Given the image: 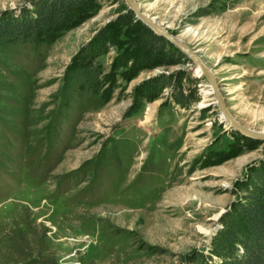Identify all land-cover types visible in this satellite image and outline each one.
<instances>
[{
  "label": "rangeland",
  "instance_id": "1",
  "mask_svg": "<svg viewBox=\"0 0 264 264\" xmlns=\"http://www.w3.org/2000/svg\"><path fill=\"white\" fill-rule=\"evenodd\" d=\"M135 1L213 71L233 118L264 131V0ZM40 2L0 0V20ZM130 11L88 0L43 39L0 40V264H38L11 251L17 223L36 243L46 229L57 264L242 252L239 205L264 174V142L226 125L177 47L162 36V49L142 47V22L131 11L121 23ZM164 54L177 63H157Z\"/></svg>",
  "mask_w": 264,
  "mask_h": 264
},
{
  "label": "trees",
  "instance_id": "2",
  "mask_svg": "<svg viewBox=\"0 0 264 264\" xmlns=\"http://www.w3.org/2000/svg\"><path fill=\"white\" fill-rule=\"evenodd\" d=\"M88 0H44L29 13L20 14L18 17L6 16L0 20V40L7 39L12 42L30 41L35 42L41 38H45L52 29L59 26V23L66 21L78 13ZM131 11L121 17V23L131 21ZM72 25H76L81 21V18H75ZM141 23V22H140ZM143 24V23H141ZM140 40L142 47H148L151 51L162 49L159 45L160 36H157L149 27L143 24L140 29ZM166 41V39H165ZM168 42V41H167ZM170 43V42H168ZM107 46L97 50L98 53L105 51ZM166 58L157 60L159 64H175L176 60L170 59L173 54H164ZM254 185L251 184V191L248 193L247 201L240 204V211H243L241 217L248 221L249 232L247 237L241 239L242 252L232 250L227 255H224L225 261L223 264H264V174H259L255 177ZM249 181V180H248ZM247 184V183H246ZM248 187V185L246 186ZM246 187L243 188L246 190ZM239 217V216H238ZM240 218V217H239ZM241 219V218H240ZM17 223L10 226V230L5 235L9 237V246L14 254L19 258L28 259L33 255H37L38 264H57L54 253L50 251L45 240L46 229H43L41 238L36 243L33 236L27 235V230L33 232L32 228L20 227ZM27 225V223H26ZM224 238V237H222ZM234 234L230 233L227 243L232 242ZM224 241L220 242L223 245ZM33 244L37 245V249L33 250ZM237 250L236 247H232ZM33 250V251H32Z\"/></svg>",
  "mask_w": 264,
  "mask_h": 264
},
{
  "label": "water",
  "instance_id": "3",
  "mask_svg": "<svg viewBox=\"0 0 264 264\" xmlns=\"http://www.w3.org/2000/svg\"><path fill=\"white\" fill-rule=\"evenodd\" d=\"M124 1L127 5V8L134 13L136 19L140 20L143 24L149 27L155 34L162 36L168 42L177 47L183 54H185L190 59L193 64H195L200 69L199 73L206 78L207 82L212 88L211 94L213 95L214 102L216 103L220 114L223 117L222 119L225 121L226 125L246 137L259 140L260 142H264V131H258L246 127L240 124L237 120H235L230 114L228 107L225 103V98L220 91L218 80L213 71L208 68L204 64V62L186 44H184L180 39L176 38L174 35L168 33V31L164 29V27H162L156 20L152 19L149 15L145 14L135 0Z\"/></svg>",
  "mask_w": 264,
  "mask_h": 264
},
{
  "label": "bare ground",
  "instance_id": "4",
  "mask_svg": "<svg viewBox=\"0 0 264 264\" xmlns=\"http://www.w3.org/2000/svg\"><path fill=\"white\" fill-rule=\"evenodd\" d=\"M146 14V13H145ZM152 19H154V18H152ZM155 20V19H154ZM197 69H198V71L200 70L198 67H197ZM208 83V82H207ZM209 84V83H208ZM210 85V84H209ZM207 86V85H206ZM211 94V93H210ZM222 116V115H221Z\"/></svg>",
  "mask_w": 264,
  "mask_h": 264
},
{
  "label": "clouds",
  "instance_id": "5",
  "mask_svg": "<svg viewBox=\"0 0 264 264\" xmlns=\"http://www.w3.org/2000/svg\"><path fill=\"white\" fill-rule=\"evenodd\" d=\"M15 5H13V7H14ZM241 251H242V249H241Z\"/></svg>",
  "mask_w": 264,
  "mask_h": 264
}]
</instances>
